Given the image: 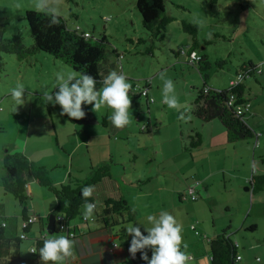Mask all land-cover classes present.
<instances>
[{"label": "rangeland", "instance_id": "obj_1", "mask_svg": "<svg viewBox=\"0 0 264 264\" xmlns=\"http://www.w3.org/2000/svg\"><path fill=\"white\" fill-rule=\"evenodd\" d=\"M165 5L166 12L174 19L165 32L164 43H158L147 52L152 41L136 9V0H59L60 16L69 28L90 32L95 38L106 35L110 47L116 48L120 54L114 70L123 73L132 85L129 90L132 99L130 122L122 128H116L108 120L112 109L107 106L94 112L93 105L84 104L82 107L86 115L79 120L62 115L59 105L50 104L48 108L43 93L56 90V73L74 72L59 58L44 52H37L23 60L15 54H3L5 69L0 75V181L6 173L3 157L10 150L26 155L35 164L44 160L50 164V177L63 180V184L68 182L69 171L80 179H86L92 175V167L107 161L110 162L111 176L121 180L119 185L127 199L140 206H132L139 221L130 225L140 227V220L148 214L158 216L157 213L167 211L182 226L183 244L202 237L196 242L202 247L206 233L200 225L201 221L213 234L215 222L222 215L219 210L229 216L230 213L225 211L226 205H229L235 217L243 218L242 214L251 208L252 201L250 192L238 191L241 189L239 181L233 180L225 187L222 176L217 174L221 173L217 170L221 168L228 172V176L235 173L233 165L237 164L236 159L226 150L229 149L226 143L221 147L210 146L211 133L206 130L203 144L192 155L183 149L189 135L194 132L193 128L199 130L201 125H209L210 130L219 126L224 131L218 120H197L192 115L191 102L204 83L216 89H225L230 86V79L237 78V71L244 63H256L264 58L260 55L264 52V0H165ZM29 9L35 10L34 0H0V15L8 23L9 34L21 31L26 44L31 43V37L22 18ZM183 19L195 24L202 22L197 24L200 44L195 50L200 57L206 55L201 62H193L189 57L191 37L182 29ZM140 39L145 41L139 42ZM113 56V53L109 54L111 60L115 59ZM261 66L264 70V62ZM161 73L174 83L177 108H168L163 103ZM257 78L262 85L253 76L245 80H250L252 86L251 101L256 107L260 103L264 111V78L262 75H257ZM146 83L149 86L147 98L134 90L135 87L147 89ZM18 84H22L25 90L21 105H16L10 95L11 89ZM262 122L264 119L256 120V123L264 124ZM152 145H160L161 157L157 158L156 164L166 160L163 164L168 167V172L163 173L160 168V176L155 177L159 166L153 165V183L142 180V193L145 192L139 196L135 194L139 187L135 189L122 182L123 167L120 165L124 164L127 169L125 180L131 179L136 168V172L142 175L147 168L144 156L149 157L150 152L145 148L151 149ZM193 155L195 161L191 157ZM207 162L215 176L203 180L205 166L201 168V164L206 165ZM175 176L178 177L177 185L186 183L184 188H180L186 195L183 201L179 200L178 194L164 188L165 182L173 184ZM191 188L195 190L197 201L188 200ZM49 193L53 195L51 191ZM222 205L224 208H221ZM45 218L48 216L45 215ZM192 226L196 228L192 229ZM18 229L20 232L21 229ZM241 234L249 241L251 235L243 229L232 235L239 243V254L243 251ZM30 242L31 239L22 242L23 255L29 254ZM187 254L190 256L189 252ZM201 259L209 263L206 255ZM196 261L189 260L188 264H195Z\"/></svg>", "mask_w": 264, "mask_h": 264}, {"label": "trees", "instance_id": "obj_2", "mask_svg": "<svg viewBox=\"0 0 264 264\" xmlns=\"http://www.w3.org/2000/svg\"><path fill=\"white\" fill-rule=\"evenodd\" d=\"M136 9L152 41L147 48V52H149L158 43H164L165 32L174 18L166 12L165 0H136ZM22 19L29 29L30 44L25 43L21 31L9 34L8 23L0 15V75L5 69L3 54H15L23 60L37 52H44L59 58L63 63L70 66L77 75H92L97 80V90L102 88V81L105 77L104 72H108L105 67L109 65L110 70H114L115 65L113 64L120 57L116 48L112 49L110 47L111 44L106 35L95 38L90 32H78L77 29L69 28L61 16L58 24H50V17L47 14L33 9L26 10ZM181 25L184 32L191 37L188 48L190 57L191 53L195 52L200 44L198 39L199 27L197 24L185 19L181 20ZM86 33L89 35L87 36ZM144 41V39L139 40V42ZM112 53L115 58L113 64V60L109 58V54ZM205 57L206 55L201 56L200 61H198L201 62ZM245 68L247 70L237 73V76L241 75L242 79L236 85H230L225 89H216L204 83L197 89L196 96L191 102V112L197 120L200 122L218 120L224 128L227 139L233 142L253 140L257 137V133L246 119L249 109L244 113L237 112L239 106L245 107L247 103L250 106L249 99L244 96L246 85L242 80L246 79L248 74H252V70L256 69L257 66L249 61L241 66L242 70ZM146 87L149 88L148 84ZM143 96L147 98L148 92L147 95ZM47 105L48 108L51 107L50 103ZM193 131L189 135L188 143L183 145V149L189 152L190 155L202 144L200 131L196 128H193ZM262 160L264 161V159ZM3 167L6 171L1 178L3 191L17 201L21 209V220L25 222L31 218V215H29L30 196L27 188L29 181L35 180L39 185L48 188L55 196L56 204L53 213L56 215V227L52 234L47 233L32 239L33 244L29 247V254L23 255L21 244L26 238H22L21 234L27 235L30 224L35 220L29 222L27 227H23L22 223V230L19 234L7 226L4 204L0 203V264H42L39 250L43 247L45 239L59 238L60 236L70 239L77 234V236L81 235L78 227L72 225L76 219L87 221L84 218L83 205L85 200L82 198L81 189L85 186L95 185L102 179L111 176L110 162L105 161L92 167L93 173L86 179H80L73 174H69L66 184H57L50 177L47 168L34 164L26 155L20 152H6L3 157ZM243 190L251 194L264 191V171L254 172ZM187 197L188 200H198L195 190L193 194H189ZM185 198L184 193L179 194L180 201ZM88 201L96 205L94 214L106 228L114 227L119 223L133 222L135 219V213L131 206L121 198L109 197L102 202H95L93 196H91ZM59 215L61 218L57 220ZM254 228L255 225L249 226L244 228L243 231L249 234L254 231ZM143 233L147 235L146 231ZM232 235L233 233L229 232L228 229H224L219 234L208 238L210 264H238L240 262L241 259L236 260L237 255H240L238 251L239 243L235 241ZM201 239L202 237L197 241ZM197 241L185 243L187 249L182 247V250L189 252L190 255L199 253L200 248L196 244ZM32 246H34V251L30 250ZM147 252L150 258L152 255L151 249H147ZM138 253L140 262L137 264H147L141 258V253ZM66 261L67 258L63 261V264ZM48 264H52V262L49 261Z\"/></svg>", "mask_w": 264, "mask_h": 264}, {"label": "crops", "instance_id": "obj_3", "mask_svg": "<svg viewBox=\"0 0 264 264\" xmlns=\"http://www.w3.org/2000/svg\"><path fill=\"white\" fill-rule=\"evenodd\" d=\"M262 43L264 44V41ZM260 55L263 56L264 52L261 53ZM263 62H264V58L263 59L261 58L260 62H256V63L252 62L253 65L257 66V68L252 70V74H248L247 76V77L253 76L255 81L258 82L259 85H262V82L258 80L257 75H262V78H264V70L263 67L261 66ZM113 63L114 61L112 62V64ZM113 65H115L116 68V63ZM105 68H107L108 72H104V76L108 75L112 71V69L110 70L109 65H107ZM245 70L247 69L245 68L242 70L240 68L237 72H242ZM235 80L236 79L234 80L230 79L229 84L231 85V83ZM242 82L246 85L245 88L246 91L244 96L248 98L250 101L249 111H247L246 119L248 124L257 133V137L254 138L253 140L233 142L227 139L225 131L220 129L219 126H216L217 128L216 133L214 131L216 128L210 130L209 125H203V126L201 125V128H199V131L202 134V144L204 142L206 130H208L209 134L211 133L209 140L210 146L221 147L223 144L225 143L227 144L226 146H228L227 148L229 149L226 150H229L236 159L237 164L234 163L233 165L234 167L233 171L235 173L230 174L228 176L227 174L228 172L225 171V169L221 168L217 170H221L222 174L220 172H218L217 174L222 176V179L224 180L222 181V183L225 187L228 186L229 184H232L233 180L239 181L240 182L239 185L241 189H239L238 191L240 193L245 192L241 190H243V187L248 184L250 177L254 172L258 173L264 171V161L262 160L264 159V124L256 123V120L264 119V111L261 109L263 106H261V104L259 103L258 106L256 107V105H254L253 102L251 101L250 94L252 92V88H251L252 86L250 85V80L244 79L242 80ZM151 147H152L151 149L148 147L145 148V149H149L150 152L148 153V155L150 158L144 156L145 157L144 165L146 164L147 168L142 172V175L140 174V172L138 173L136 172L137 169L136 168L134 169L135 171L134 175H131V179L125 180V173L127 169L124 164L120 165L121 167H123L122 169L123 173L121 175L122 182L125 183V185H129L135 189H137L136 187H139V191L135 193L136 195L139 196H141L145 192L144 191L142 193L143 188H141V186L142 184H144L142 183V180H144V182L147 181L153 183L152 179L154 176H152L151 174L152 171L154 170L153 165L156 164L157 158L161 157L159 147H157L156 145H152ZM10 151L12 152V150ZM191 157H193L195 161V155ZM165 161L166 160L160 161L159 163L156 164L157 166H159V168L155 174V177L160 176L161 174L160 168H162L163 173L168 172L166 171V168L168 167L165 164H163ZM40 162L41 160L38 161L39 164L36 165L38 166L42 165L45 168L47 167L48 170L49 168L48 165L50 164L45 163L44 160H42L41 163ZM201 168H204L202 170L203 180H205L207 177L210 178L215 176L214 173H212L211 169H209L208 162L206 163V165L202 163ZM69 174H72V172L69 171L67 176H69ZM145 177L146 179H143ZM112 178H113L112 176L106 177L97 184L92 185L94 188L92 196L95 202H102L103 200L109 197L121 198L131 206L132 210L134 208L132 206L139 208L140 206L138 204H136L134 201L132 202L131 200H129V198L127 199V196H125V194L122 192L121 185H119L121 180L118 181L116 178L115 179ZM52 179L55 183L58 182L63 183V180L57 181L54 178ZM200 181L201 184H203L202 180ZM172 182L173 184H166L165 182L164 188L170 190L172 194H178L179 197V194L183 193V188L185 187L186 183L183 185H177L178 184L177 176L174 177ZM181 187L183 188L180 189ZM229 189H226L225 191H228ZM27 190L30 196L29 215H31V217H35V221L30 224L28 234L26 235L27 236L26 239H31V242L28 245V247H30L33 244L32 239L47 234L46 227H47L48 218L50 214L54 212L56 199L54 198L55 196L53 197L54 194L52 195L49 193L50 190L48 188L39 185L35 180L29 181ZM154 197L157 196L155 195ZM250 201H252V206L248 211H245L246 214L245 213L242 214L243 218L239 216L235 217L234 212L232 213L230 211L229 205H226L225 207L227 209L225 211H227V213H230L229 216H226L227 214H224L222 210H219L222 215L215 222L214 225L215 229L213 231V234H210L208 227L204 225L205 222L201 221L200 225L206 233L204 235L205 241L203 243V246L199 247L200 248L199 253L191 254L189 256L190 260L196 259L197 261L195 264H210L209 258H208L209 263L206 260L201 259L204 255L208 257V250H209L208 238H211L219 234V232H221L224 229H228L229 232L233 234L235 233L238 234L240 230L255 225L254 231L249 233L251 234L249 236L250 241L245 240L247 236L243 237L241 234V237L243 238L244 241H242L243 251L242 253H240L241 260L239 263L264 264V259L262 258L264 257V191L259 192V194L256 193V195L251 194ZM0 203L4 204V211L7 217V226L11 230H15L20 234L21 231L19 232L18 228L22 230V223H23V221L21 220V209L17 201H15V199H10L8 194H6L3 191L1 181H0ZM254 207H256L255 210H253ZM221 208H224V205H222ZM45 215L48 216L47 219L45 218ZM148 215H152V214H148ZM92 217L87 219V221L76 219L72 223L73 226L78 227L81 235L77 236L78 235L77 234L75 237L70 238V240L73 241V248H72L73 255L67 258L65 264H137L140 262L139 253H137L136 256L133 257L128 251L132 237L127 233L126 230L127 226H129L131 223L133 222L136 223L139 221V219H137L136 217V214L133 222L119 223L114 227H108V228H106L103 224H101V222L96 218L94 213ZM142 223H146V218L140 220V227L142 229L141 231L144 232L145 229ZM192 229L194 228L192 227ZM235 241H237L236 238Z\"/></svg>", "mask_w": 264, "mask_h": 264}, {"label": "clouds", "instance_id": "obj_4", "mask_svg": "<svg viewBox=\"0 0 264 264\" xmlns=\"http://www.w3.org/2000/svg\"><path fill=\"white\" fill-rule=\"evenodd\" d=\"M34 8L37 12H44L50 17V24L59 23V0H34ZM197 24L202 22L197 21ZM193 59L197 54H192ZM163 80L162 97L163 103L168 108H177L178 99L175 95V86L171 79L160 76ZM97 80L89 74L77 75L75 72L56 73V90L52 93L45 91L43 100L46 104L59 105L62 115L71 119H83L86 115L83 105H93V111L97 112L102 106L112 109L108 120L116 128L126 126L129 121V109L132 107V99L129 97V90L132 85L127 82L126 76L118 71H111L103 78L102 88L97 90ZM25 90L22 84L11 89L10 95L16 105L23 104ZM181 114V119H183ZM93 186H85L81 189L84 198V218L92 217L96 205L89 202L92 196ZM191 191V190H189ZM133 211H135L133 209ZM61 217H57L59 220ZM147 235L141 231L139 226L129 225L126 230L132 237L129 246V253L135 257L138 252L147 264H188L190 257L186 251L187 244H183L182 226L176 218L167 211H161L159 215H148L146 223H142ZM150 225V226H149ZM118 247V245H117ZM73 241L65 236L59 238L45 239L39 254L42 264H63L66 258L73 255ZM147 249H151L152 255L149 258Z\"/></svg>", "mask_w": 264, "mask_h": 264}, {"label": "built area", "instance_id": "obj_5", "mask_svg": "<svg viewBox=\"0 0 264 264\" xmlns=\"http://www.w3.org/2000/svg\"><path fill=\"white\" fill-rule=\"evenodd\" d=\"M86 35L88 36L89 34L86 33ZM193 53H194V52L191 53V55H190V59H191L192 61H198L201 57H200L199 55H197V58H196V59H193V56H192ZM195 53H196V52H195ZM196 54H197V53H196ZM241 79H242V76H241V75H238L237 78H236V80L233 81V82L231 83V85H236ZM137 89H138V90H137ZM134 90H135V91H139V92H140V95H147V90H148V89H144L143 87H140V88H136V87H135ZM248 109H249V104L247 103V104L245 105V107H241V106L237 107V112H238V113H244V112L247 111ZM193 193H194V188H191L190 194H193ZM192 198H194V196H192ZM58 217H61V216L59 215ZM34 220H35V217H31V218L29 219V221H25V222H23V227H27V226L29 225V222H32V221H34ZM192 227L194 228V226H192ZM21 237H22V238H26L27 236H26L24 233H22V234H21ZM30 250H31V251H34V246H32ZM240 259H241V256H240V255H237L236 260H240Z\"/></svg>", "mask_w": 264, "mask_h": 264}, {"label": "water", "instance_id": "obj_6", "mask_svg": "<svg viewBox=\"0 0 264 264\" xmlns=\"http://www.w3.org/2000/svg\"><path fill=\"white\" fill-rule=\"evenodd\" d=\"M55 227H56V215L55 213H51L47 222V227H46L47 233L52 234Z\"/></svg>", "mask_w": 264, "mask_h": 264}]
</instances>
